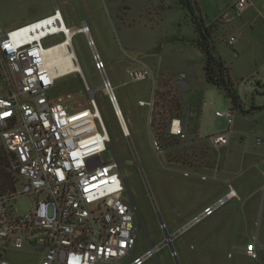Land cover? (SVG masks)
<instances>
[{"label":"rangeland","instance_id":"obj_1","mask_svg":"<svg viewBox=\"0 0 264 264\" xmlns=\"http://www.w3.org/2000/svg\"><path fill=\"white\" fill-rule=\"evenodd\" d=\"M154 1L156 0H0V23L3 27L11 28L15 22L30 17L47 6H51L50 12L47 13L50 14L54 5L58 4L63 10L67 25L74 24L72 26L78 27L83 22L89 25L97 52L103 51L107 56L105 60L100 53L105 70L101 74L94 69L85 35L76 34L72 42L83 75L74 73L57 79L51 93L56 95L68 91L86 100L88 94L83 89L84 77L91 93L94 94L114 151L119 157L133 160L127 148L126 137L105 92L101 89L102 78L109 79L162 219L183 217L191 210H195L197 215L200 214L204 205L213 204L217 198L224 197L228 181L245 194L242 199H237L236 196L227 199L212 215L201 218L179 235V238L185 241L181 247L184 250L178 252L179 264H184V255L190 257L188 264H212L210 259H221L226 251V244L219 239L223 228L260 229L264 237V203L260 202V184H264V162L252 149L250 142L247 143L249 154L244 155V160L240 151L235 149L223 154L222 150L210 146L205 137L196 133L191 132L185 142L167 136L164 132L165 113L168 108H173L175 113H178V108L174 105L178 100L176 96H171V87L166 79L162 80L164 85L160 84L156 89L150 88L156 98L153 112L160 115L156 123H149V108L137 104V100L147 99L150 95L148 80L133 81L126 73L127 68L134 67L127 63L133 61L134 56L151 63L156 69L166 59L190 58L192 65L189 73L193 74L198 82H203L199 52L190 46L182 45V41L193 34L186 8L181 7L176 0H165L171 4L167 13L161 22L151 24L143 13L147 7L146 3ZM202 1L209 17L220 8L226 12L224 16L206 21L199 5L198 15L202 16L206 24H215V48L226 62L232 78H235L234 83H239L240 77H243V82L246 83L260 80V91L264 90V9L250 4L251 6L240 14H235L232 8L234 0ZM232 34L237 39L235 44L230 46L226 39ZM55 40L56 37H51L44 43L48 45ZM116 58L118 60H115ZM203 97L208 104L213 103L215 107L205 106L200 134L225 131L226 119L215 117L214 110H227V98L220 90L210 85L204 91ZM153 129L157 130L164 148L161 153H155L151 147ZM260 133H264V108L260 110ZM110 156L112 153L109 148L101 155L104 161ZM0 169L7 171V158L1 145ZM121 169L146 233L145 236L141 229L138 230V255L148 248L147 240L155 246L153 237L163 235L137 167L130 163L122 165ZM183 171L191 175L184 176ZM199 174L206 175L207 179H200ZM8 194L9 192H6L2 195ZM31 204V196L21 195L11 201L10 205L14 213L22 214L30 209ZM7 206L10 208L9 204ZM11 211L13 213L12 209ZM253 231L242 236L241 240H257L258 236L255 230ZM189 244L193 245L192 249ZM206 249L214 251L211 256L205 253ZM40 256L41 248L34 238L28 237L27 234L19 241L0 242V257L7 259L11 264H36ZM155 259L157 264H175L166 245L155 252ZM143 264H154V261L151 258Z\"/></svg>","mask_w":264,"mask_h":264},{"label":"built area","instance_id":"obj_2","mask_svg":"<svg viewBox=\"0 0 264 264\" xmlns=\"http://www.w3.org/2000/svg\"><path fill=\"white\" fill-rule=\"evenodd\" d=\"M253 2L264 5V0H234L233 11L240 14ZM72 28L77 33L66 43V33ZM79 33L85 35L94 69L102 74L105 63L87 25H67L57 8L21 26L7 30L0 26V145L15 181L12 192L0 195V242L19 241L25 234L34 238L42 250L37 264H143L158 248L148 247L136 254L134 210L117 162L113 156L105 161L101 157L111 139L91 88L82 77L86 100L68 91L51 93L57 79L83 75L71 70L80 64L72 42ZM51 37L56 40L45 45ZM235 41L230 36L228 44ZM62 43L68 61L50 63L49 49L60 48ZM126 73L137 82L149 75L144 67L130 68ZM101 89L119 122L117 98L107 77L102 78ZM155 101L154 93L150 101H138V105L149 108L150 124L159 120L160 113L153 112ZM165 116V134L185 142L189 136L183 118L170 108ZM214 116L224 117L228 125L232 122L230 108L215 110ZM225 133H212L205 139L212 147L224 146L228 143ZM151 134L153 151L163 152L157 130ZM182 174L191 175L186 171ZM198 176L207 179L204 174ZM21 195L31 196L32 204L27 212L17 214L10 204ZM235 195L228 190L194 216L189 225L212 215ZM243 251L257 257L254 239ZM0 264L11 263L0 257Z\"/></svg>","mask_w":264,"mask_h":264},{"label":"crops","instance_id":"obj_3","mask_svg":"<svg viewBox=\"0 0 264 264\" xmlns=\"http://www.w3.org/2000/svg\"><path fill=\"white\" fill-rule=\"evenodd\" d=\"M176 1L181 7H183L178 2V0H176ZM197 1L201 7L203 15L206 18V21L216 19V18H218L222 15L224 16V14H226V12H224L223 9L220 8L219 11H217L212 17H209V16H207V14L205 12L207 10V8L204 5L203 1L202 0H197ZM174 4L175 3H173V5ZM146 5H147V7L144 10L143 14L147 18L148 22H150L151 24H154V23L158 24V22H161L163 16L167 13L168 8L171 6V4L167 3L165 0H156V1L151 2V3L147 2ZM251 5H254L256 8L261 6L264 9V5L262 3L260 4V2H257V3L255 2V3H252ZM55 8L59 9V11H60V13L64 19L65 17L63 15L62 8L58 4L54 5V9ZM183 8H185V7H183ZM50 10H51V6H47L42 11H40V12L30 16V17H27V18H24L22 20L15 22L14 27L21 26L23 24H26L28 22H31V21L36 20L38 18H41V17L47 15V13L50 12ZM259 14H260V10H259ZM227 20H229V17L227 18ZM64 21H65V19H64ZM190 23H191L190 25H191L193 34L191 35V37L186 38L184 41H182V45H184L185 47L190 46L193 50L199 52V56H200V59L202 61L203 82H198L196 80V78L193 76V74L189 73V69L192 65V60L190 58L184 57L182 59H177V60H175V59H168L167 60L166 59L163 62H161L160 67L156 69L151 63L146 62L143 59H140L139 56H134L133 61L127 62L128 65L134 66L131 68L144 67L149 72V75L146 78V80H148L147 87L149 88L150 95L147 99L137 100V104H138V101H150L152 98L153 92H154V91H152V89H156V87H159L160 84L164 85L162 83V80L166 79V81H168V85L172 89V90L170 89L171 96L177 97V100L179 103V108L177 111H178L179 116H181L183 118V123H184L186 130H187L188 136L192 132V133H196L200 136L206 137L207 135L212 134V133L200 134V131L202 129L201 128V120L204 116L203 115L204 109H205V106L209 105L211 107H213V106L215 107V105L213 103L208 104V102L203 99L204 98L203 96H204V91L209 88V85L214 86L224 94V96L227 98L229 108L232 110V122L230 125L227 124V128L225 130L226 131L225 135L228 137V143L224 146L217 147V149L222 150L223 154L226 153L227 151L236 149V150L241 152V155H243V158H244V155L246 153H248L247 152V149H248L247 143L250 142L251 145L253 146L252 149L256 152V154H258L261 157V160H263V162H264V133H260V110L262 108H264V96H263L264 90L260 91V80L256 81L255 83H246V82H243L244 78L240 77V82L234 83L235 78H232L230 70H229L226 62L222 59L220 54L216 51L214 36L212 33V35H211L212 52L216 56L220 57L222 59L224 65L228 68V76L231 79V81L233 82L234 88H235V90L238 93L239 98H240V106L239 107H232L230 99L226 96L224 90L217 87L216 85H213L212 83H210L206 80L205 72L203 69L205 58H204V55L202 54V52L200 51V49L198 48V46L196 44L197 33L194 29V25H193L192 21ZM84 24L87 25V27L89 28V34H90L89 25L87 23H84ZM72 25H74V24H71L70 26H72ZM0 26L4 30L10 29V28L3 27L1 23H0ZM14 27H11V28H14ZM230 36H234V35L232 34ZM230 36H228V38L226 39L227 44H228V39ZM176 39H180V38L176 37ZM235 39H237V38L235 37ZM235 42L233 43V45L235 44ZM228 45H230V44H228ZM233 45H230V46H233ZM100 53L103 55V57H105V60H107V56L104 54V52L102 51ZM115 60H118V59L116 58ZM127 69H130V68H127ZM155 70H156V72H155ZM174 70H178V71H174ZM187 72H188V74H187ZM139 82H141V81H139ZM203 83H205V85ZM240 85H243V87L241 88ZM150 88H152V89L150 90ZM204 102H205V104H203ZM210 103H211V101H210ZM138 106H140V105H138ZM142 106H145V105H142ZM215 110H217V109H215ZM256 125H257V127L255 128ZM254 157H256V155ZM243 158H242V160H243ZM252 159H253L252 162H254V158H252ZM244 160H245V158H244ZM250 160H251V158H250ZM223 168H224V161L222 160V169L221 170H223ZM226 185L228 186V189L226 190L225 193H227L228 190L231 189L236 193L235 196L237 199H242L243 196L245 195L243 192L241 193V191L237 190L235 188V186L232 185L229 181L226 183ZM260 202L264 203V184H260ZM208 205L209 204L204 205L203 208H205ZM263 213H264V209H263L262 215H263ZM196 215H197V212L195 210H191V211L187 212L183 217H179L176 219L169 217V218L163 219V222H164V225H165L167 232L169 234H174L177 231H179L183 226L189 224V222L192 220V218ZM190 226L191 225H189L184 230L180 231L171 240L172 247H173L174 253H175L174 256L176 258L178 256V252L180 250H182V251L184 250L181 247L185 243V241H183V240H181V238H179L180 237L179 235L182 234L184 231H186ZM223 229L224 230L219 235L220 236L219 239L221 240V242L223 244H226V247H225L226 251H224L225 254H224L223 258H221V259L219 258L216 260L210 259L212 264H264V237H263V235H262L263 233L260 229H252L251 230V228H249V229L242 230V229H239L238 227H235V228L231 227L228 229L226 227ZM253 230H255V234L258 236L257 240L255 238H252L256 242V252H257L256 258H251V257L247 256L243 251L246 243H248L252 239L245 241V242H243L241 240L242 236H244L245 234H247ZM153 238L155 239V242H156L155 246H157L158 244H160L163 241V237H161L159 235L156 237H153ZM174 239H176V240H174ZM147 241H148V244H150L151 246H154V245H152L153 243H151L150 240H147ZM192 247H193V245L189 244V248L192 249ZM205 251H206L205 253L209 254L210 256L214 252V251L210 252L211 250H208V249H206ZM41 255H42V250H41ZM171 257H173V256H171ZM40 258H41V256H40ZM152 259L154 261V264H157V261L155 259V254L152 257ZM39 260H38V262H39ZM189 260H190V257L188 255H184V264H188Z\"/></svg>","mask_w":264,"mask_h":264},{"label":"trees","instance_id":"obj_4","mask_svg":"<svg viewBox=\"0 0 264 264\" xmlns=\"http://www.w3.org/2000/svg\"><path fill=\"white\" fill-rule=\"evenodd\" d=\"M178 2L186 8L197 33L196 44L205 58L203 69L206 80L224 90L232 107H239L240 98L228 76V68L224 65L222 59L212 52L211 35L215 29V24H206L202 16L198 15L200 7L197 0H178ZM174 105L179 108V103L176 102ZM0 187L1 195L6 192L10 193L15 188V181L8 170V166L7 171L0 169Z\"/></svg>","mask_w":264,"mask_h":264},{"label":"water","instance_id":"obj_5","mask_svg":"<svg viewBox=\"0 0 264 264\" xmlns=\"http://www.w3.org/2000/svg\"><path fill=\"white\" fill-rule=\"evenodd\" d=\"M125 137H126V142H127L128 146H129L131 152H132V156H133V159H134V162H132V163L137 167V169H138V171H139V174H140V176H141V179H142V182H143V184H144L145 190H146V192H147V194H148V196H149V199H150V201H151V204H152V207H153V210H154V213H155V216H156L157 222H158V224H159V226H160V228H161V231H162L163 241H162L160 244L157 245V248H160V247L166 245V246H168L170 253H174V249H173V247H172L171 240H172V239H173V238H174V237H175L180 231H182V230H184L185 228H187V227L189 226V224L183 226L179 231H177V232L174 233V234H169V233L167 232V230H166V228H165V225H164V222H163V219H162V217L160 216V213L158 212L157 207H156V204H155L154 199H153V197H152V193H151L150 187H149V185H148V181H147L146 176H145L144 171H143L144 166H143L142 164H140V162L138 161V157H137V154H136V151H135L134 145H133V143H132V141H131V139H130V137H129V134H126ZM108 147H109V149H110V151H111V153H112L113 158H114L115 161L117 162L118 168H119V170H120V172H121V174H122V176H123V172H122V169H121V166H120V165H121V159H120V157L117 156V154H116V152L114 151V148L112 147V144H111V143L108 144ZM123 181H124L125 191H126L127 197H128L129 202H130V204H131V206H132V208H133V210H134V214H135V218H136L137 231H138L139 229H141V230L143 231L144 235L146 236V233H145V230H144V227H143V224H142L141 218H140V214H139V212H138V209H137V207H136V204H135V202H134V199H133V197H132V194H131V192H130V189H129L127 183H126V180H125L124 176H123ZM148 246H149V248H150V247H153V246H151L150 244H148ZM174 255H175V254H174ZM174 255H173V259H174L175 264H179L177 258H176Z\"/></svg>","mask_w":264,"mask_h":264},{"label":"bare ground","instance_id":"obj_6","mask_svg":"<svg viewBox=\"0 0 264 264\" xmlns=\"http://www.w3.org/2000/svg\"><path fill=\"white\" fill-rule=\"evenodd\" d=\"M64 28H66V26ZM75 33H77L76 28H72V29L68 30L66 33V41L65 42L68 43L70 41L71 36ZM64 44L65 43H62V45H60V48L55 47L54 49H49L48 52L50 55L48 54V61L50 63H54L55 65H57L63 61H68L69 57H68V54L65 52ZM71 70L80 71L82 73L79 65L78 66L74 65V68L72 67ZM117 104H118V102H117ZM118 108L120 111V113L118 114V116H119V122L118 123L120 125L121 131L124 135L129 134V130H128L126 122L122 116V112H121L119 105H118Z\"/></svg>","mask_w":264,"mask_h":264},{"label":"flooded vegetation","instance_id":"obj_7","mask_svg":"<svg viewBox=\"0 0 264 264\" xmlns=\"http://www.w3.org/2000/svg\"><path fill=\"white\" fill-rule=\"evenodd\" d=\"M127 148L129 149V152H130V154H131V156H132V152H131V150H130V148H129V146H128V144H127ZM120 159H121V165L120 166H122V165H124V164H132V165H134L132 162H134V159H133V156H132V159L133 160H127V159H125L124 157H121L120 156ZM135 166V165H134Z\"/></svg>","mask_w":264,"mask_h":264}]
</instances>
